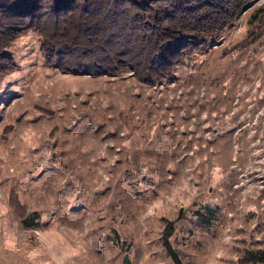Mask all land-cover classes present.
I'll list each match as a JSON object with an SVG mask.
<instances>
[{
  "label": "rangeland",
  "instance_id": "rangeland-1",
  "mask_svg": "<svg viewBox=\"0 0 264 264\" xmlns=\"http://www.w3.org/2000/svg\"><path fill=\"white\" fill-rule=\"evenodd\" d=\"M263 1L149 86L128 70L60 73L36 33L15 39L0 76V264H173L163 219L179 264H236L263 246L264 32L233 47Z\"/></svg>",
  "mask_w": 264,
  "mask_h": 264
},
{
  "label": "trees",
  "instance_id": "trees-1",
  "mask_svg": "<svg viewBox=\"0 0 264 264\" xmlns=\"http://www.w3.org/2000/svg\"><path fill=\"white\" fill-rule=\"evenodd\" d=\"M252 0H0V76L16 68L4 50L26 29L36 33L43 61L60 73L115 76L128 70L139 83L169 80L175 68L206 47ZM261 21L233 47L242 48L264 32V1L250 14ZM226 52V51H225ZM9 202L24 226L26 213L11 190ZM208 226L210 212H193ZM159 243L173 264V220L163 219ZM236 264H264V245L244 249Z\"/></svg>",
  "mask_w": 264,
  "mask_h": 264
}]
</instances>
